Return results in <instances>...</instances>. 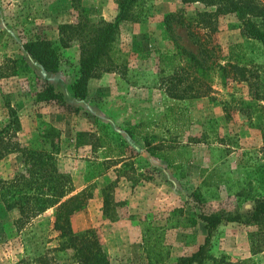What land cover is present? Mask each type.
I'll return each instance as SVG.
<instances>
[{"label":"rangeland","instance_id":"374dc122","mask_svg":"<svg viewBox=\"0 0 264 264\" xmlns=\"http://www.w3.org/2000/svg\"><path fill=\"white\" fill-rule=\"evenodd\" d=\"M79 4L91 21L112 22L117 15L114 0ZM144 5L140 21L121 25L111 47L110 71L90 79L87 96L81 100L71 89L78 76L79 46L59 44L58 27L77 20L71 0H0V67L7 76L0 79V129L14 109L23 144L46 148L39 142L41 136L49 127L59 131L58 168L69 175L73 194H91L87 208L72 218V228L77 233L94 229L110 264H149L154 237L167 256L164 264H176L204 241L200 213H242L264 197L260 112L264 100L253 99L251 93L258 89L260 97L264 95V47L241 35L235 14L218 17L217 29L206 43L208 54L174 24L178 43L197 57L210 55L212 64L200 88L203 97L170 99L166 78L172 72L163 70L160 56L175 54V45L163 20L182 6L181 1L145 0ZM202 9L199 3L185 6L190 16ZM36 39L49 40L58 49L57 73H46L23 50L25 43ZM238 54L248 60L249 79L257 88L235 79L233 70L224 79L218 71V65L235 64ZM7 59L18 60L14 71L7 69ZM47 85L61 93L73 111L54 101H38V93ZM99 126L119 136L127 148L122 159L110 161L104 176L86 183L89 161L107 154L85 144L89 139H79V134H94ZM145 138L152 145L161 142L175 164L169 167L151 156ZM20 160L16 153L2 159L0 178L11 176ZM117 170L123 175L117 177ZM113 182V202L105 216L102 190ZM53 212L18 227V212L6 210L0 199V264H76L71 251L59 247L52 230ZM260 231L255 225H220L212 234L211 258L205 264H264V231Z\"/></svg>","mask_w":264,"mask_h":264},{"label":"trees","instance_id":"16d2710c","mask_svg":"<svg viewBox=\"0 0 264 264\" xmlns=\"http://www.w3.org/2000/svg\"><path fill=\"white\" fill-rule=\"evenodd\" d=\"M117 4V15L112 22L102 19L91 21L86 16V9L80 6V0H71L73 9L77 12V20L65 23L58 27L59 44L62 48H68L72 44L79 46L78 76L73 81L71 89L75 98L84 100L87 96L88 81L96 78L100 73L109 72L111 64V47L119 32L121 25L125 22H138L145 15V0H114ZM181 5L177 11L164 16L163 27L166 35L175 45V54H162L160 62L163 70L172 72L167 76L166 93L170 99L186 100L200 98L205 91L200 88L203 79L209 78L210 55L197 57L194 53L186 50L178 43L173 25L182 27L187 35L199 47L208 54L206 49L211 34L217 29L218 17L226 14H235L240 22L241 35L248 40H257L264 47V3L262 0H180ZM199 3L202 10H196L193 16L186 14L185 6ZM205 31V33H201ZM23 50L29 55L46 73H57L59 70L58 49L46 39L29 41L23 46ZM235 64L226 63L218 65V71L222 78L229 71H235V79L249 82L254 85L249 77L251 71L247 67L248 60L245 55H236ZM178 62V63H177ZM10 65L8 70H15L18 60L7 59ZM0 67V79L7 77ZM12 71V75L14 72ZM252 74V73H251ZM252 76V75H251ZM224 83V82H223ZM195 84L198 87H195ZM257 88V87H256ZM254 90V89H253ZM255 91V92H254ZM253 92V99L264 100L260 97L258 89ZM41 102H57L61 108L71 107L65 104L63 95L47 85L37 95ZM75 110V109H74ZM264 116V106L260 107ZM130 130V129H129ZM21 131L20 120L14 109L9 111L8 122L0 129V161L12 154L20 155V164L16 171L8 178H0V199L6 210H16L19 217L15 224L19 227L30 223L34 218L53 210L52 230L60 240L59 247L62 251H71L72 259L76 264H110L108 255L94 229H87L77 233L72 228V218L87 208L91 194L88 192L73 194L69 175L62 172L57 165L56 155L59 151V131L49 127L41 136L39 142L47 147H36L23 144L18 138ZM264 135V129H262ZM131 135L132 132L129 131ZM116 134L110 133L104 126H99L94 134H79V139H89V144L95 150L101 149L103 156L101 160L89 161V169L85 175L86 183L104 176L111 165L110 161L125 156L126 145L123 140L117 139ZM161 142L152 145L148 138L144 139L146 151L151 156L164 160L172 167L175 160L166 155L162 150ZM119 162H112L116 165ZM121 170V169H119ZM117 170V177L123 174ZM121 174V175H120ZM116 184V183H115ZM114 182L108 184L102 190L103 212L108 215L110 205L113 202L112 191ZM198 219L203 223L206 236L203 243L189 256L180 257L176 264H205L209 258V246L213 232L224 223H237L240 225L259 227L264 231V197L257 199L250 210L225 214L221 211L200 213ZM191 225L196 224L193 218L187 219ZM260 231V232H261ZM150 232V230L148 231ZM149 247V264H164L167 256L159 246V240L154 237ZM255 250L254 253H258Z\"/></svg>","mask_w":264,"mask_h":264}]
</instances>
